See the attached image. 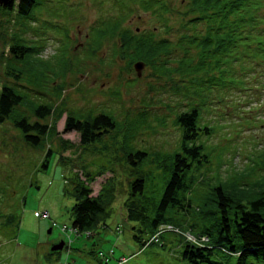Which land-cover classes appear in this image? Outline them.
I'll use <instances>...</instances> for the list:
<instances>
[{"label": "rangeland", "instance_id": "374dc122", "mask_svg": "<svg viewBox=\"0 0 264 264\" xmlns=\"http://www.w3.org/2000/svg\"><path fill=\"white\" fill-rule=\"evenodd\" d=\"M45 1L42 8L45 19L39 24L47 35L42 32L40 35L49 38V42L44 41L45 49L40 55L47 57L46 61L57 62L61 58L56 55L63 54L71 70L65 72L64 80L55 79L53 84H45L44 80V84L32 88L23 81L25 90L15 86L40 100L49 96L47 89L52 92L53 86H64L59 101L55 96L48 98L57 103L62 117L56 120L53 116L49 120L57 121L58 134L46 141V147L53 150L47 168L40 167L46 149L27 147L21 133L9 122L0 125V227L6 217L15 219L14 223L0 228V264H124L125 261V264H180L156 244L141 250L129 238L130 231L124 225L123 239L113 230L122 222L120 211L127 198L128 178L143 172L144 195L154 201L160 199L170 174L169 157L179 148L181 139V131L173 122L177 113L175 106L186 103L181 94L190 93L188 85L181 84L182 78L177 74L153 76L148 67L137 69L119 59L110 64L113 48L117 46L113 42H104L96 58L87 57L86 46L92 28L115 14L109 11V0ZM180 2L176 0L177 5ZM12 19L8 17L4 31L12 29L11 34H18L21 28L13 27ZM156 26L150 15L137 10L125 20L123 28L139 33L151 32ZM24 34L26 40L42 39L27 30ZM168 36L161 33L159 37ZM6 52L7 44L0 39V75L7 62ZM253 65L251 61L250 66ZM254 71L255 76L247 71V86H243L240 79L233 80L231 75L219 76L212 83L205 82V78L198 80L197 86L193 85L190 90L189 95H198L195 103L200 109L199 125L210 129V135L199 138L208 162L190 173L196 181L193 195L207 204L218 182H223L220 185L233 193V185L238 181L253 184L263 175L264 68L257 67ZM14 82L11 80V84ZM180 89L181 93H177ZM65 111L105 113L115 118L119 129L89 150H82L76 133H63ZM126 143L136 150L147 151L148 160L139 165L127 163L120 151ZM82 167L96 176L101 167L108 168L106 174L90 185L92 196H96L101 187L111 186L108 184L113 185V196L115 194L109 216L104 220L107 228L96 229L91 237L61 231L63 225L70 226V209L74 204L71 180ZM210 218L213 223L214 217ZM188 221L193 223L190 218ZM118 240L132 241V249H127L126 245L115 246ZM61 242L63 249L51 255V247ZM99 252L108 259L107 263L103 257H98Z\"/></svg>", "mask_w": 264, "mask_h": 264}, {"label": "trees", "instance_id": "16d2710c", "mask_svg": "<svg viewBox=\"0 0 264 264\" xmlns=\"http://www.w3.org/2000/svg\"><path fill=\"white\" fill-rule=\"evenodd\" d=\"M45 3V0L0 2V39L7 44L4 55L7 62L3 75H0V125L9 122L21 133L27 147L40 151L46 149L41 169L47 168L48 157L53 152L46 147V141L58 134L57 121L51 123L49 120L53 116L56 120L62 117L57 103L48 101V98L55 96L59 101L64 86H53L52 92L47 89L49 96L44 100L31 98L16 87L25 90L23 81L32 88L44 84V80L45 84H53L55 79L64 80L65 72L71 70L64 62L63 54L56 55L61 58L57 62L46 61L47 57L40 55L45 49L44 41L49 42V38L40 35L44 31L39 22L45 19L42 12ZM109 3V11L115 14L92 28L88 39L90 46H86L87 57L96 58L104 42H113L117 46L113 48L110 64L119 59L134 67L137 64L148 67L153 76L177 74L182 78L181 84L188 85L190 93L192 86H197L196 81L205 78V82L212 83L219 76L232 75L233 80L240 79L242 85L247 86V71L253 74L257 67L264 68V0H181L178 5L176 0H109ZM137 10L154 19L155 29L137 33L123 28L125 20ZM8 17H13V27L21 28L18 34H11L12 29L4 31L9 23ZM25 30L39 34L42 39L26 40ZM7 31L10 34L5 33ZM161 33L169 36L161 38ZM249 61L254 65L250 66ZM11 80L15 82L11 84ZM190 93L181 94L186 103L175 106L177 113L173 122L181 131V139L179 148L169 157L170 174L160 199L154 201L144 195L143 172L128 178L127 198L120 211L122 222L113 232L121 238L124 225L130 231L129 238L141 250L156 244L180 264H228L232 261L234 264H264V167L262 177L253 184L240 180L233 185L232 193L220 185L223 182H218L219 186L212 188L208 204L197 199L193 195L196 181L190 173L208 162L199 138L210 135V129L199 125L200 109L195 103L198 95ZM64 113L63 133H76L82 150H89L119 129L115 118L105 113ZM120 151L124 160L132 165L148 160L147 151L136 150L127 143ZM101 168L97 176L84 167L73 175L72 219L70 226H62V232L91 237L96 229L107 228L104 220L109 216L115 198L113 185L105 182L111 186L101 187L96 196H92L90 188L96 178L108 172V168ZM210 216L214 217L213 223H210ZM188 218L193 223H189ZM14 220L8 216L2 224L9 225ZM157 234L155 241L153 237ZM184 234L191 235L198 242L188 241ZM202 237H206L207 242L200 244ZM57 252L50 251L51 255ZM97 255L107 263L104 254L99 252Z\"/></svg>", "mask_w": 264, "mask_h": 264}, {"label": "built area", "instance_id": "2783aa9c", "mask_svg": "<svg viewBox=\"0 0 264 264\" xmlns=\"http://www.w3.org/2000/svg\"><path fill=\"white\" fill-rule=\"evenodd\" d=\"M169 228H170V227H168V229H169ZM182 236H183V234H182ZM157 237H158V234L155 235V236L153 237V239L156 241ZM184 237H185L188 241H190V242H193V243H197V242H198V240H196L194 237H192V236L189 235V234H184ZM204 242H207V238H206V237H202V238H200V244H201V243H204ZM124 260H125V258H124ZM125 263H126V261H125Z\"/></svg>", "mask_w": 264, "mask_h": 264}, {"label": "water", "instance_id": "95a60500", "mask_svg": "<svg viewBox=\"0 0 264 264\" xmlns=\"http://www.w3.org/2000/svg\"><path fill=\"white\" fill-rule=\"evenodd\" d=\"M8 0H0V2H2V3H5V2H7ZM136 68L137 69H140L141 68V65H136ZM63 249V243L61 242V243H59V244H57V245H54V246H52L51 247V252H57V251H61Z\"/></svg>", "mask_w": 264, "mask_h": 264}, {"label": "crops", "instance_id": "0c3cea01", "mask_svg": "<svg viewBox=\"0 0 264 264\" xmlns=\"http://www.w3.org/2000/svg\"><path fill=\"white\" fill-rule=\"evenodd\" d=\"M121 238L123 239V237H121ZM121 242H123V243H121ZM130 242H132V241H127V240L121 241V240H118V242H116L115 246H120V247L124 246L125 247V245H126L127 249H132V246H131ZM67 254H68V252H67ZM113 255H115V254H113Z\"/></svg>", "mask_w": 264, "mask_h": 264}]
</instances>
